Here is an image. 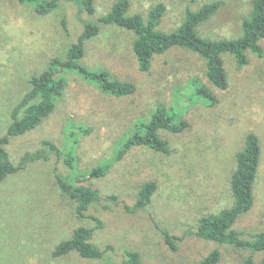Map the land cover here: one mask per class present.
I'll list each match as a JSON object with an SVG mask.
<instances>
[{
    "label": "rangeland",
    "instance_id": "rangeland-1",
    "mask_svg": "<svg viewBox=\"0 0 264 264\" xmlns=\"http://www.w3.org/2000/svg\"><path fill=\"white\" fill-rule=\"evenodd\" d=\"M114 1L94 0L93 17L105 14ZM213 1L221 5L211 19L198 25V34L209 39L238 36L251 0H129V13L146 17L150 8L162 3L165 10L159 28L171 31L181 23L187 8L196 10ZM76 10L70 3L60 11L39 15L30 5L0 0V135L10 123L12 107L29 90L30 76L41 72L71 41L62 17L71 34L77 35L81 25ZM133 39L130 31L102 25L98 35L87 42L82 58L90 67L132 81L133 94L117 98L101 93L78 73H68L53 112L36 128L8 141L11 160L17 163L23 152L34 151L49 140L73 152L72 173L81 177L111 159L134 123L149 118L157 105L173 107L187 126L177 133L159 129L168 152L134 147L103 177L86 179L101 197L115 195L128 201L135 198L143 182L156 184L144 212L130 215L121 206L107 209L105 202H95L91 210L102 224L94 232L95 243L112 247L108 254L115 264L126 248L137 249L144 264H195L213 248L220 251V264H248L250 257L251 264H259L264 253L206 241L193 231L201 216L218 213L233 203L230 179L235 154L248 133L257 135L260 146L253 205L234 228L264 230V54H248L249 63L241 68L231 55L224 54L228 87L220 90L208 84L217 98L216 104L208 105L200 97H188L191 81L206 82L200 57L174 48L156 56L149 72H140L131 50ZM261 44L264 47V38ZM55 167L71 173L57 157L30 163L0 181V264H103L75 251L54 254L56 245L69 238L75 227L96 224L78 218L73 203L61 195ZM163 231L176 237V250L166 245Z\"/></svg>",
    "mask_w": 264,
    "mask_h": 264
},
{
    "label": "trees",
    "instance_id": "trees-1",
    "mask_svg": "<svg viewBox=\"0 0 264 264\" xmlns=\"http://www.w3.org/2000/svg\"><path fill=\"white\" fill-rule=\"evenodd\" d=\"M21 4L30 5L39 15H45L54 10H61L65 4L77 7L76 16L80 22L77 35H72L67 19L62 17L61 24L71 41L60 55L51 58L47 66L39 73L30 76V84L20 100L12 107L10 123L0 135V181L10 174L23 170L30 163L50 161L57 157L63 162L67 171L55 170V182L62 196L74 205L78 218L91 219L94 226L80 225L72 230L69 238L59 242L54 250L58 256L71 251L80 257L100 260L103 264H115L108 252L113 250L110 245L102 248L94 241V232L101 227V220L94 216L91 206L95 202H105L104 208L112 209L121 206L130 215L144 212L151 202L156 188L154 181L141 184L134 199L123 200L115 195L101 197L98 191L86 182L88 178L103 177L110 166L119 161L134 147H147L153 151L166 153V140L160 137L159 129L177 133L182 131L187 123L173 107L166 108L157 105L146 120L136 121L132 130L119 142L111 159L104 164L96 165L83 176L72 173L74 154L68 148H59L54 142L43 140L41 146L34 151H25L17 163L11 160L6 145L11 137L22 135L36 128L49 116L65 90L67 74L75 72L86 81L93 84L101 93L117 98H126L134 93L136 87L132 81L112 76L103 68L86 65L82 58L86 44L98 35L100 26L109 25L134 34L131 50L135 56L140 72H149L156 56L165 54L171 49L181 48L192 52L203 60L206 82L201 83L195 78L192 83L189 98L200 97L208 105L217 103V98L209 88L224 90L228 87L227 72L223 55H231L238 68L248 65V54L261 57L264 47V0H251L247 16L241 20L240 34L232 38L209 39L198 34L200 23L208 21L219 9L221 2L213 1L202 5L196 10L187 8L181 23L171 31L159 28L164 5L158 3L150 8L144 17L140 13H129V0H115L109 10L98 19L95 13L94 0H17ZM121 141V140H120ZM260 146L256 134L248 133L241 150L235 154L236 166L231 174L230 190L233 203L218 213H210L199 218L193 235L219 245L244 248L250 252L264 253V230L244 232L234 228L237 219L250 210L253 205V191L259 164ZM57 161V160H56ZM164 242L170 250H176V237L167 231L162 232ZM252 258L247 259L251 264ZM119 264H144L142 255L137 249L123 250ZM195 264H220V251L211 249ZM259 264H264V257Z\"/></svg>",
    "mask_w": 264,
    "mask_h": 264
}]
</instances>
